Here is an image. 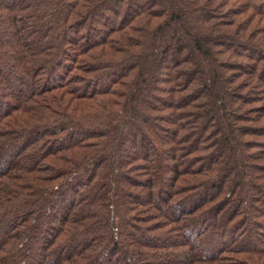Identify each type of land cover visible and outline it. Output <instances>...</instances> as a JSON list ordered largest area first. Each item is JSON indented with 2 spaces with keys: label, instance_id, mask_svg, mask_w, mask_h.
<instances>
[{
  "label": "trees",
  "instance_id": "obj_1",
  "mask_svg": "<svg viewBox=\"0 0 264 264\" xmlns=\"http://www.w3.org/2000/svg\"><path fill=\"white\" fill-rule=\"evenodd\" d=\"M121 262L264 264V0H0V264Z\"/></svg>",
  "mask_w": 264,
  "mask_h": 264
},
{
  "label": "rangeland",
  "instance_id": "obj_2",
  "mask_svg": "<svg viewBox=\"0 0 264 264\" xmlns=\"http://www.w3.org/2000/svg\"><path fill=\"white\" fill-rule=\"evenodd\" d=\"M222 217H223V215H222ZM231 234H232V231L230 230L229 233H228V235H231ZM121 264H124V262H121Z\"/></svg>",
  "mask_w": 264,
  "mask_h": 264
}]
</instances>
